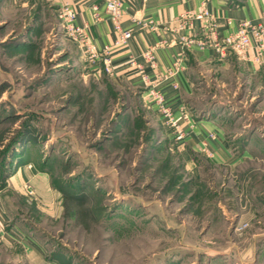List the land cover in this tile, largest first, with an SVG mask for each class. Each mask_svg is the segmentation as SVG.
<instances>
[{
  "label": "rangeland",
  "instance_id": "1",
  "mask_svg": "<svg viewBox=\"0 0 264 264\" xmlns=\"http://www.w3.org/2000/svg\"><path fill=\"white\" fill-rule=\"evenodd\" d=\"M71 43L57 8L0 0V221L13 237L0 264H264L263 77L198 68L190 107L224 125L236 159L206 153L191 169L144 90L95 76ZM62 191L89 198L90 229L64 217Z\"/></svg>",
  "mask_w": 264,
  "mask_h": 264
},
{
  "label": "crops",
  "instance_id": "2",
  "mask_svg": "<svg viewBox=\"0 0 264 264\" xmlns=\"http://www.w3.org/2000/svg\"><path fill=\"white\" fill-rule=\"evenodd\" d=\"M38 4L48 5L51 8H58L65 3H70L77 14L76 24L85 26L93 34L94 44L98 49L113 44L115 40V29L104 5H99V18L96 20L93 6L96 0H34ZM205 5L209 11L216 17L219 33L227 34L234 31L241 21H250L252 23H261L264 21V0H124L125 14L122 21L124 29L132 33L129 42L118 49H114L113 63L115 65V74L111 78L117 83L129 84L130 86L143 90V83L133 71L130 60L134 59L138 64L147 67V63L142 53L148 49L156 48V57L160 69L174 68L178 53L181 48L177 45L166 44L160 46L162 41H170L173 38L167 27L174 28L177 25V19L188 11L199 10ZM133 19L153 20L161 24V29L152 31L145 29ZM227 20L232 21V25L227 27ZM188 30H182L181 33ZM70 41V40H69ZM171 42V41H170ZM169 43V42H168ZM73 44V43H71ZM181 64L180 70L174 77L164 82L161 86L168 106L173 111L177 120L182 123L185 131V138L177 143L169 129L166 132L171 135L176 148L179 149L186 164L194 169L197 156L205 155L209 151L213 160L218 163L223 160L232 163L235 156L231 152V144L224 125L219 120L213 118H204L195 116L190 107V97L194 92V78L198 68H211L212 70H230L238 65L244 69V74L248 77L261 75L264 79V70L252 63L244 62L233 55L224 62H218L212 50L201 51L193 48L186 51V55ZM91 71H96L100 66H88ZM150 72V71H149ZM200 72V71H198ZM151 73V72H150ZM153 76V73L151 74ZM177 85V87H175ZM143 91V98L145 99ZM147 105H149L146 102ZM151 108L156 112L160 122L156 106ZM184 110H189L191 118L183 119ZM164 124V123H163ZM247 151H243L245 155ZM25 168H17L12 174L10 180L21 182L19 176H26ZM46 173L34 175L35 184L42 187L49 186V179ZM27 177V176H26ZM15 178V179H14ZM39 190V187H38ZM1 211V210H0ZM12 241V240H11ZM8 241L7 244H9Z\"/></svg>",
  "mask_w": 264,
  "mask_h": 264
},
{
  "label": "built area",
  "instance_id": "3",
  "mask_svg": "<svg viewBox=\"0 0 264 264\" xmlns=\"http://www.w3.org/2000/svg\"><path fill=\"white\" fill-rule=\"evenodd\" d=\"M28 1V0H26ZM93 6L96 20L99 18V5L106 6L108 13L115 29V40L112 45L98 49L94 44L93 34L88 27L76 24L77 14L70 3H65L57 8V15L60 21L63 34L72 41L81 51L84 61L88 66H100L95 71V76L107 74L113 76L115 65L113 63L114 49L125 46L132 38V33L122 26L125 14L124 0H96ZM205 5L199 10L188 11L177 19L176 27L169 28L173 33L170 41H162L160 46L171 44L181 48L178 53L174 68L160 69L156 57V48H151L142 53L147 63V67L138 64L134 59L130 60L132 71L140 77L146 102L156 106L157 112L162 119L164 127L169 129L179 143L186 134L182 123L177 120L173 111L168 106L161 86L164 82L171 79L180 70L183 60L186 59V51L196 48L201 51L210 49L214 52L218 62H224L231 56L235 55L244 62L251 61L254 65L264 70V21L261 23H252L250 21H241L234 31L227 34H220L216 17L209 11ZM145 29L158 31L161 24L153 20L133 19ZM227 27L232 25L231 20H227ZM182 30H188L181 33ZM169 42V43H168ZM151 73H150V72ZM153 73V76L151 74ZM177 87V85H175ZM191 113L184 110L183 119L189 120ZM206 153H210L205 150ZM10 231H7L0 221V244L7 245L8 241L13 240Z\"/></svg>",
  "mask_w": 264,
  "mask_h": 264
},
{
  "label": "trees",
  "instance_id": "4",
  "mask_svg": "<svg viewBox=\"0 0 264 264\" xmlns=\"http://www.w3.org/2000/svg\"><path fill=\"white\" fill-rule=\"evenodd\" d=\"M18 141L11 144V149L15 155V149L17 145H22L30 140H34V135L32 131H26ZM175 183H173L174 185ZM62 201L64 207V217L68 219L75 218L77 223L81 225L86 230L90 229L91 224L96 222L95 215L92 209L89 207V198L86 195H76L69 193L67 191H62Z\"/></svg>",
  "mask_w": 264,
  "mask_h": 264
}]
</instances>
